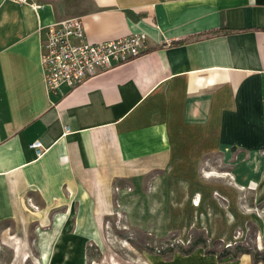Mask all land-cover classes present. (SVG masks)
Segmentation results:
<instances>
[{"label": "crops", "instance_id": "crops-1", "mask_svg": "<svg viewBox=\"0 0 264 264\" xmlns=\"http://www.w3.org/2000/svg\"><path fill=\"white\" fill-rule=\"evenodd\" d=\"M33 1L0 0V225L17 227L0 238L20 242L9 264L34 255L31 239L39 264H86L116 182L168 169L187 146L249 164L241 186L264 213V0ZM72 17L89 41L142 34L146 51L49 92L45 29ZM154 264L264 263L197 247Z\"/></svg>", "mask_w": 264, "mask_h": 264}, {"label": "rangeland", "instance_id": "rangeland-1", "mask_svg": "<svg viewBox=\"0 0 264 264\" xmlns=\"http://www.w3.org/2000/svg\"><path fill=\"white\" fill-rule=\"evenodd\" d=\"M184 148L168 169L116 182L114 210L100 241L87 243L86 264H154L180 253L163 252L173 239L186 247L199 237L206 249L241 246L264 254V213L241 186L251 187L253 179L244 177L250 165L233 171V157L225 161L214 145ZM2 228L17 230L11 223ZM19 243L0 238V264L12 261V244ZM27 246L34 255L21 264H39L33 239Z\"/></svg>", "mask_w": 264, "mask_h": 264}, {"label": "built area", "instance_id": "built-area-1", "mask_svg": "<svg viewBox=\"0 0 264 264\" xmlns=\"http://www.w3.org/2000/svg\"><path fill=\"white\" fill-rule=\"evenodd\" d=\"M10 1L34 9L41 6L33 0ZM145 51L146 37L142 34L92 42L86 39L79 17L54 22L46 27L41 43L40 64L45 89L56 92L62 86L77 87L96 74L134 59ZM29 146L37 155L44 152L40 141H33Z\"/></svg>", "mask_w": 264, "mask_h": 264}, {"label": "trees", "instance_id": "trees-1", "mask_svg": "<svg viewBox=\"0 0 264 264\" xmlns=\"http://www.w3.org/2000/svg\"><path fill=\"white\" fill-rule=\"evenodd\" d=\"M173 44H176V42H174ZM197 247L204 248L206 253L216 254L218 259L221 261L235 259L238 256H240L241 254H250L252 256V260L254 262L261 261L262 263H264V254H263V252H261L259 250H254L253 252H250L249 250H247L241 246H236L234 251H231V249L229 247L223 248L219 251L212 250V249H206V247H207L206 239H204L202 237H199L197 239H193L190 242V244L186 247L175 242V240L173 239V241L170 242L165 249H163V252L166 251L167 253H170V254H173L174 252H180L182 254H189Z\"/></svg>", "mask_w": 264, "mask_h": 264}]
</instances>
